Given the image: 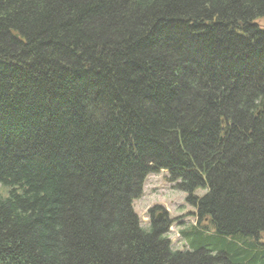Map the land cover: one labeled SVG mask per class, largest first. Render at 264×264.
<instances>
[{
  "label": "trees",
  "instance_id": "trees-1",
  "mask_svg": "<svg viewBox=\"0 0 264 264\" xmlns=\"http://www.w3.org/2000/svg\"><path fill=\"white\" fill-rule=\"evenodd\" d=\"M0 264H264V0H0Z\"/></svg>",
  "mask_w": 264,
  "mask_h": 264
},
{
  "label": "rangeland",
  "instance_id": "rangeland-1",
  "mask_svg": "<svg viewBox=\"0 0 264 264\" xmlns=\"http://www.w3.org/2000/svg\"><path fill=\"white\" fill-rule=\"evenodd\" d=\"M196 194L202 196L205 192L199 189ZM152 207L158 208L155 211L158 217L171 222L169 237L172 247L180 250L189 248L180 230L196 223L197 207L187 201V193L176 187L167 170L151 173L146 179L143 195L134 201L133 208L143 226H149L151 222L149 209Z\"/></svg>",
  "mask_w": 264,
  "mask_h": 264
},
{
  "label": "water",
  "instance_id": "water-1",
  "mask_svg": "<svg viewBox=\"0 0 264 264\" xmlns=\"http://www.w3.org/2000/svg\"><path fill=\"white\" fill-rule=\"evenodd\" d=\"M160 217V216H159Z\"/></svg>",
  "mask_w": 264,
  "mask_h": 264
}]
</instances>
